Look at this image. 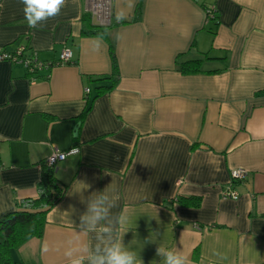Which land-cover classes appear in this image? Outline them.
Segmentation results:
<instances>
[{
    "label": "crops",
    "instance_id": "obj_1",
    "mask_svg": "<svg viewBox=\"0 0 264 264\" xmlns=\"http://www.w3.org/2000/svg\"><path fill=\"white\" fill-rule=\"evenodd\" d=\"M23 7L0 0V46L23 44L50 66L31 76L0 60V218L37 195L55 149L78 152L57 164L64 196L13 264H90L113 244L136 264H165L158 248L188 264H264V0H110L108 23L91 18L113 25L117 76L107 41L81 35L88 0L35 28ZM204 54V72L178 70ZM234 168L246 170L239 196L223 198ZM101 200L107 215L91 227Z\"/></svg>",
    "mask_w": 264,
    "mask_h": 264
},
{
    "label": "trees",
    "instance_id": "obj_2",
    "mask_svg": "<svg viewBox=\"0 0 264 264\" xmlns=\"http://www.w3.org/2000/svg\"><path fill=\"white\" fill-rule=\"evenodd\" d=\"M211 21L215 24L217 23L215 19H211ZM81 22V35L99 36L107 41L112 72L114 76H117L116 54L114 46L108 37V31L113 25L93 23L90 12H86L82 15ZM124 22L126 21L121 20L119 23ZM205 59H208V56L204 54L201 58L178 60V70L182 74L204 72L205 70L202 69V62ZM115 81L116 79L113 80L110 86H98L95 97L111 89ZM87 109L88 107H86L81 116H83ZM66 189L67 185L57 178L55 168L43 164L41 178L37 185V195L35 197H27L18 200L15 209L7 212L0 218V264H13V250L20 247L32 237L42 236L47 213L62 199ZM183 202L194 206L199 204L198 198L192 197H185Z\"/></svg>",
    "mask_w": 264,
    "mask_h": 264
},
{
    "label": "built area",
    "instance_id": "obj_3",
    "mask_svg": "<svg viewBox=\"0 0 264 264\" xmlns=\"http://www.w3.org/2000/svg\"><path fill=\"white\" fill-rule=\"evenodd\" d=\"M88 10L97 22L105 24L110 20V0H88ZM206 14L209 20L215 19V8L210 6L206 9ZM72 55L66 48L62 49L59 54L58 64H66L70 62ZM0 60H8L14 63H21L29 75L34 76L40 70L48 68L50 64H47L40 60L36 51H29L28 48L23 45H17L14 50L8 51L0 46ZM85 92L88 93L89 89L86 88ZM78 152L77 147H73L67 150L55 149L44 161L49 167L56 168L57 164L66 159L68 155ZM246 175L244 168H234L230 171L229 180L225 188L221 192L223 198H238L239 194L233 189L234 183L242 180Z\"/></svg>",
    "mask_w": 264,
    "mask_h": 264
},
{
    "label": "clouds",
    "instance_id": "obj_4",
    "mask_svg": "<svg viewBox=\"0 0 264 264\" xmlns=\"http://www.w3.org/2000/svg\"><path fill=\"white\" fill-rule=\"evenodd\" d=\"M66 0H21L23 4L24 17L30 28L37 27L43 21L59 15ZM103 200L94 203L89 211L91 215L84 217V220L94 227L96 223L107 215V208L101 207ZM108 232V228L103 229ZM97 253L100 249L97 248ZM157 255L165 257V264H188V258L174 251L165 252L158 248ZM72 264H81L79 259L73 260ZM90 264H136L135 254L125 251L120 244H113L103 249L102 255H94L90 258Z\"/></svg>",
    "mask_w": 264,
    "mask_h": 264
},
{
    "label": "water",
    "instance_id": "obj_5",
    "mask_svg": "<svg viewBox=\"0 0 264 264\" xmlns=\"http://www.w3.org/2000/svg\"><path fill=\"white\" fill-rule=\"evenodd\" d=\"M78 124H79V122H78ZM74 129L76 130L77 128L75 127Z\"/></svg>",
    "mask_w": 264,
    "mask_h": 264
}]
</instances>
